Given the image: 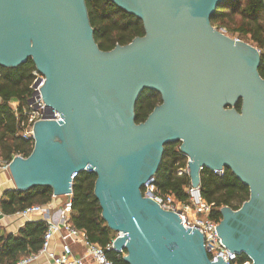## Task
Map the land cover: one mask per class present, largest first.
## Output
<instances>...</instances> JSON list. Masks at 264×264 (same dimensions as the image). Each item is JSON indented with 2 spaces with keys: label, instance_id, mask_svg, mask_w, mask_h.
Returning a JSON list of instances; mask_svg holds the SVG:
<instances>
[{
  "label": "water",
  "instance_id": "obj_1",
  "mask_svg": "<svg viewBox=\"0 0 264 264\" xmlns=\"http://www.w3.org/2000/svg\"><path fill=\"white\" fill-rule=\"evenodd\" d=\"M110 1L139 18L145 36L103 51L86 0H0V67L32 59L44 78L34 88L43 83L48 111L60 115L35 122L32 153L10 162L15 190L48 186L70 197L73 174L93 172L102 218L118 233L114 248L126 251L125 262L227 264L210 259L199 229L143 195L165 146L180 143L193 187L204 168L218 175L229 168L250 189L239 210L221 209L216 231L229 251L264 264L261 51L212 25L229 0ZM145 90L162 103L137 124Z\"/></svg>",
  "mask_w": 264,
  "mask_h": 264
},
{
  "label": "trees",
  "instance_id": "obj_2",
  "mask_svg": "<svg viewBox=\"0 0 264 264\" xmlns=\"http://www.w3.org/2000/svg\"><path fill=\"white\" fill-rule=\"evenodd\" d=\"M86 5L94 38L101 50L111 51L117 45L125 46L135 38L145 36L143 22L110 0H86ZM211 23L261 51L259 73L264 79L263 0H229L217 8ZM35 71L37 69L32 59L16 68L0 67V162H11L17 155L29 157L33 151L34 141L23 138L24 128L21 124L26 121L23 109L28 106L32 96ZM12 102L19 103L18 115L11 106ZM161 103L162 98L157 91L145 90L135 106L137 124L144 123ZM236 109L241 111V102ZM178 145L181 144L165 146L154 185L157 193L173 195L179 202L188 203L186 189L191 185V178L189 173L182 172L188 168V158L181 153ZM96 179V174L88 171L79 173L74 179L71 222L77 229L85 231L92 243L106 248L118 233L111 230L102 218V209L94 195ZM200 180L203 198L214 204L211 218L215 221L222 220V208L237 211L250 199V189L229 168L222 175L204 168ZM52 198L53 190L48 186L34 187L26 192L10 190L0 200V206L5 215H14L35 205L46 206ZM47 229V221L40 218L27 221L17 235L0 231V264H17L24 258L38 254L43 248ZM106 254L113 264H128L123 259L124 254L115 251H107ZM248 260V256L241 254L236 263L244 264Z\"/></svg>",
  "mask_w": 264,
  "mask_h": 264
},
{
  "label": "built area",
  "instance_id": "obj_3",
  "mask_svg": "<svg viewBox=\"0 0 264 264\" xmlns=\"http://www.w3.org/2000/svg\"><path fill=\"white\" fill-rule=\"evenodd\" d=\"M223 33H227L225 29H220ZM35 80L31 86L32 102L28 104L23 110V114L26 118L21 124L24 128L22 136L26 140L34 141L33 127L35 122L44 120L47 118L59 120L60 115L57 112L50 113L47 105L45 104L42 94L41 87L34 88V83L37 79L43 76L37 71L34 72ZM18 107L15 108V113L18 115ZM28 125V126H27ZM10 162L3 161L0 164V170L9 171ZM220 173V175H222ZM79 175V173L73 174V180ZM154 178L151 182L145 184L142 189L144 197L153 199L164 209L176 212L179 214L183 226L188 228L199 229L203 234L205 240V248L208 256L214 262L218 261L221 257L227 264H237L238 255L229 251L221 242L220 237L217 234L216 227L220 222L215 221L211 218L213 213L214 204L208 203L202 196L201 187H193L190 185L186 189L188 195V203L179 202L173 195H161L157 193L154 185ZM72 196L65 197L60 211L58 221H49L45 216L49 213L48 206L35 205L25 209L22 212L17 213L26 220H30V216L33 214H41L42 219L47 221L48 229L45 234L43 248L38 254H33L27 258L20 260L17 264H32L45 256L52 261L53 264H113L107 257V251H115L114 240L106 247L103 248L98 244L92 243L87 236V233L83 230L77 229L71 222L72 214ZM53 198H57L53 195ZM2 217L3 214L0 212V231L2 230ZM59 238L61 243L60 252H52L50 246L53 241ZM74 245H81L84 249L83 255H76L74 251ZM119 254H124L125 251H115ZM244 264H252L249 259Z\"/></svg>",
  "mask_w": 264,
  "mask_h": 264
},
{
  "label": "crops",
  "instance_id": "obj_4",
  "mask_svg": "<svg viewBox=\"0 0 264 264\" xmlns=\"http://www.w3.org/2000/svg\"><path fill=\"white\" fill-rule=\"evenodd\" d=\"M11 106L13 107L14 111L16 106H19L18 102H12ZM3 162L1 160L0 164ZM15 183L12 179V176L9 171H3L0 170V200L3 198L4 194L7 191L10 190H15ZM65 202V197H57V198H52V201L47 204L48 206V211L49 213L47 216V220L49 221H58L59 218V211ZM0 212L3 214L2 217V233H10V234H15L17 235L19 230L25 225L27 221H36L39 220L40 218L42 219L41 214H33L30 216V220H26L23 217H21L18 214L14 215H5L0 206ZM61 249V243L59 238H57L55 241L52 242L50 246V250L52 252H60ZM74 251L76 255H83L84 254V249L81 247V245H74ZM32 264H53L51 260H49L47 257L43 256L39 260L35 261ZM91 264V263H89Z\"/></svg>",
  "mask_w": 264,
  "mask_h": 264
},
{
  "label": "rangeland",
  "instance_id": "obj_5",
  "mask_svg": "<svg viewBox=\"0 0 264 264\" xmlns=\"http://www.w3.org/2000/svg\"><path fill=\"white\" fill-rule=\"evenodd\" d=\"M216 28H219V27H216ZM222 29H224V28H222ZM225 30H226V29H225ZM226 31H227V30H226ZM226 34L229 35L230 37L234 38V39H238V40H240L237 36L231 35V34H229L228 32H227ZM245 43L251 45V43H249V42H246V41H245ZM252 46H253V45H252ZM254 47H255V46H254ZM178 146H179V145H178ZM179 148H180V146H179ZM182 172H187V173H188V168H187L186 170L182 171ZM182 172H180V174H181ZM117 236H118V235H117Z\"/></svg>",
  "mask_w": 264,
  "mask_h": 264
}]
</instances>
